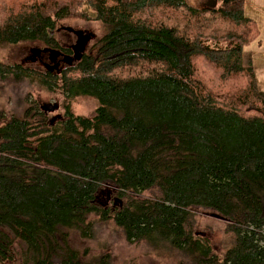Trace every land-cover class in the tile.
Listing matches in <instances>:
<instances>
[{
    "label": "trees",
    "instance_id": "trees-1",
    "mask_svg": "<svg viewBox=\"0 0 264 264\" xmlns=\"http://www.w3.org/2000/svg\"><path fill=\"white\" fill-rule=\"evenodd\" d=\"M244 4L0 0V51L61 50L60 21L104 30L58 72L0 61V88L38 85L64 111L54 121L30 95L21 116L0 110V264H110L72 244L109 221L178 264H264V92L242 63L259 39ZM79 97L95 100L92 116L73 114ZM197 209L225 222L223 253L197 233Z\"/></svg>",
    "mask_w": 264,
    "mask_h": 264
},
{
    "label": "rangeland",
    "instance_id": "rangeland-1",
    "mask_svg": "<svg viewBox=\"0 0 264 264\" xmlns=\"http://www.w3.org/2000/svg\"><path fill=\"white\" fill-rule=\"evenodd\" d=\"M209 0H188V3L197 8H201L208 4ZM255 6H259L264 15V0H245L244 9L246 16L258 15L260 12L254 9ZM83 11L88 12L93 16L92 11L87 6L82 7ZM262 25L264 21L261 22ZM258 28V27H257ZM60 30L57 34L55 30ZM69 29L74 31H82V48L83 51L92 52V46L94 43L103 36L104 30L95 21H84L81 19H70L66 21H60L56 23L53 30V35L57 42L63 41L65 43V36L73 37ZM58 36V37H57ZM69 41L66 42V45ZM43 44L40 43H26L18 44L15 46H5L0 51V61L6 64H24L26 66L36 67L31 64L25 63L34 53H37ZM253 63L258 76V83L260 89L264 90V37L257 41L252 42L245 47L242 54V63L247 66L249 63ZM38 68V67H36ZM30 95L32 101L38 105L45 107L50 113V119H62L64 111H55L54 105L60 103L61 98L57 94H51L46 89L36 85L33 88L26 86H6L0 88V110L8 114H15L17 116L22 115V111L25 107V98ZM97 107V103L94 99L87 97H79L72 103V112L75 115L82 117H90L94 114ZM110 195V200L114 196L113 191L106 188L104 194H102L101 201L107 199L106 195ZM113 200L108 202L112 203ZM195 229L197 233L211 245L213 250L217 254L223 253L233 242V237L225 230V222L220 219L211 217V212H205L202 210L194 211ZM72 244L76 247L83 256L87 259H95L102 253H109L110 264H178L182 257L174 253H161L148 247L145 243L128 244L126 243L121 234L114 224L109 222H95L94 231L90 239H84L78 235H74L72 238Z\"/></svg>",
    "mask_w": 264,
    "mask_h": 264
},
{
    "label": "flooded vegetation",
    "instance_id": "flooded-vegetation-1",
    "mask_svg": "<svg viewBox=\"0 0 264 264\" xmlns=\"http://www.w3.org/2000/svg\"><path fill=\"white\" fill-rule=\"evenodd\" d=\"M60 30H55V33L57 34ZM69 32L73 34V37L70 39V37L65 36V43L63 41H60V47L62 49H68L67 51L69 52H65V50L62 49L53 50L49 47L43 46L37 51V53H34V55L28 58L25 63L34 65L42 71L49 70L54 72L61 71L65 68L67 63L64 61V58L66 57H74L75 60L73 61V63H75L80 55L84 53L81 46L82 31H74L72 29H69ZM67 41L69 42L66 45Z\"/></svg>",
    "mask_w": 264,
    "mask_h": 264
},
{
    "label": "crops",
    "instance_id": "crops-1",
    "mask_svg": "<svg viewBox=\"0 0 264 264\" xmlns=\"http://www.w3.org/2000/svg\"><path fill=\"white\" fill-rule=\"evenodd\" d=\"M254 9L258 10V12H260V14H258V15L255 14V15H252L251 17H249V16H247V17L255 21V23L258 27V30H259V38L261 40V38L264 37V24L262 25V23H261L262 21H264V15H261L263 12H261L262 9L259 6H255ZM244 13L246 15L245 9H244ZM251 65L255 70L257 86L260 89L259 83H258L259 81H258L257 71H256L252 62H251ZM260 90L262 92H264V90H262V89H260Z\"/></svg>",
    "mask_w": 264,
    "mask_h": 264
},
{
    "label": "water",
    "instance_id": "water-1",
    "mask_svg": "<svg viewBox=\"0 0 264 264\" xmlns=\"http://www.w3.org/2000/svg\"><path fill=\"white\" fill-rule=\"evenodd\" d=\"M74 57H66L64 58V61L67 63L68 66H71L73 61H74ZM56 109V106H54ZM211 217L215 218V219H221L218 215L216 214H212Z\"/></svg>",
    "mask_w": 264,
    "mask_h": 264
}]
</instances>
